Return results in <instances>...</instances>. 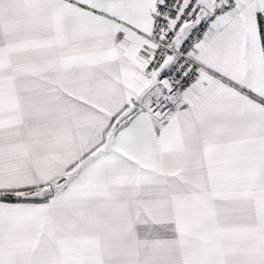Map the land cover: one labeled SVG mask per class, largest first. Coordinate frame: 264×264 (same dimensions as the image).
Returning <instances> with one entry per match:
<instances>
[{
  "label": "snow or ice",
  "instance_id": "1",
  "mask_svg": "<svg viewBox=\"0 0 264 264\" xmlns=\"http://www.w3.org/2000/svg\"><path fill=\"white\" fill-rule=\"evenodd\" d=\"M0 264H264V0H0Z\"/></svg>",
  "mask_w": 264,
  "mask_h": 264
}]
</instances>
